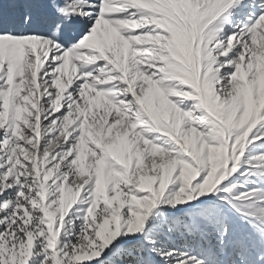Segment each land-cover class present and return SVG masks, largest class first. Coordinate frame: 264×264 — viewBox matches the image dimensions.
<instances>
[{"label": "snow or ice", "instance_id": "1", "mask_svg": "<svg viewBox=\"0 0 264 264\" xmlns=\"http://www.w3.org/2000/svg\"><path fill=\"white\" fill-rule=\"evenodd\" d=\"M0 264H264V0H0Z\"/></svg>", "mask_w": 264, "mask_h": 264}]
</instances>
